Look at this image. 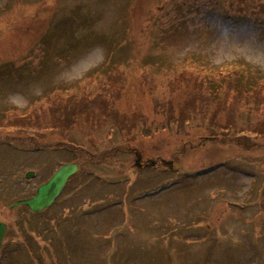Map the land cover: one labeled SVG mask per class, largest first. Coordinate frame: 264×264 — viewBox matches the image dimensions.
Wrapping results in <instances>:
<instances>
[{"label":"rangeland","instance_id":"374dc122","mask_svg":"<svg viewBox=\"0 0 264 264\" xmlns=\"http://www.w3.org/2000/svg\"><path fill=\"white\" fill-rule=\"evenodd\" d=\"M249 71L264 77V0H0V264H264V139L239 124L240 144L221 130L177 138L151 118L131 134L91 128L88 113L62 132L6 127L107 89L122 91L106 97L119 114L154 118L175 73ZM66 163L78 170L51 207L9 209Z\"/></svg>","mask_w":264,"mask_h":264},{"label":"trees","instance_id":"16d2710c","mask_svg":"<svg viewBox=\"0 0 264 264\" xmlns=\"http://www.w3.org/2000/svg\"><path fill=\"white\" fill-rule=\"evenodd\" d=\"M248 73L247 77L243 74L238 78L239 83L229 79L224 80V86L221 80L212 81L209 79L207 81L202 75H188L187 72L175 73L167 83L172 90L169 92V96L155 97L152 100L154 118L142 110L128 113L129 117L126 114H119L113 104L118 100L119 93L121 94L122 91L107 89L101 96H98L96 101H87L88 96L82 95L78 98L77 106L69 110H61V115L52 107L51 115L46 121L39 119L38 122L24 123L22 120L17 121L19 124L6 125V127L19 128V130L23 129L34 134L47 131L62 132V129L75 125L76 115L88 113L91 128L98 127L106 121L109 123L105 126H113L118 131H125L129 134L140 125L142 132L148 123L147 118H151V123H148L149 127L147 128L155 126L156 130L160 132L177 138L186 137L187 140L194 135L190 133L192 128L205 131V134L193 136L198 140L214 141L217 130L225 133L233 132L235 124H239L242 129L245 128V131L252 133L254 137L264 139V77L258 72L249 71ZM254 76L262 79L263 83L254 82L251 79ZM107 96L113 100L112 106L111 101L106 99ZM173 97H177V99L172 100ZM245 131L233 132L235 133L233 135L238 134V137H232L231 140L240 144L242 138L249 139V136L243 135ZM59 134L63 137L66 145L78 147L73 142L75 139H71L69 136L66 139L61 133ZM31 138L36 141L37 136L32 134ZM189 144V141H185L181 147L182 150Z\"/></svg>","mask_w":264,"mask_h":264},{"label":"water","instance_id":"95a60500","mask_svg":"<svg viewBox=\"0 0 264 264\" xmlns=\"http://www.w3.org/2000/svg\"><path fill=\"white\" fill-rule=\"evenodd\" d=\"M138 161L139 158L137 157V160L135 161V165L138 167ZM161 163L168 167L169 169L172 168V162H166L161 161ZM78 170L77 165L74 164H66L60 167L51 177L50 179L40 185L34 196H32L29 199H21L13 203L10 207L14 208L19 205L26 206L30 211L32 212H38L41 211L47 207H49L53 201L56 199V197L61 193L63 190L67 179L73 175ZM32 176L31 172H28L26 174L27 178H30ZM6 229V225L4 223L0 222V244L4 235Z\"/></svg>","mask_w":264,"mask_h":264}]
</instances>
